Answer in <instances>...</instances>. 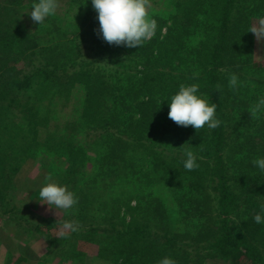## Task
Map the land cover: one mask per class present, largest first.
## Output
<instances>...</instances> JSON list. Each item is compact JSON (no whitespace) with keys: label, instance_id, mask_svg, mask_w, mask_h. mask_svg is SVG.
<instances>
[{"label":"trees","instance_id":"16d2710c","mask_svg":"<svg viewBox=\"0 0 264 264\" xmlns=\"http://www.w3.org/2000/svg\"><path fill=\"white\" fill-rule=\"evenodd\" d=\"M27 1L38 2L0 0V213L26 232L47 231L42 261L83 255L72 233L55 234L54 218L28 222L7 198L22 165L47 156L59 165L44 175L78 197L62 217L84 226L97 264H158L166 256L202 264L236 250L264 264V224L253 220L264 204V172L252 164L264 158V112L249 114L264 98V66L252 64L248 31L264 18V0H152L158 27L138 48L97 35L91 0H68L60 18L22 28ZM65 20L75 28L71 37ZM93 45L112 57L108 65L84 60L83 47ZM231 73L242 82L236 90ZM193 83L217 105L218 128L197 132L168 118L171 97ZM186 149L198 169L183 167Z\"/></svg>","mask_w":264,"mask_h":264},{"label":"clouds","instance_id":"9594fccd","mask_svg":"<svg viewBox=\"0 0 264 264\" xmlns=\"http://www.w3.org/2000/svg\"><path fill=\"white\" fill-rule=\"evenodd\" d=\"M91 3L100 25L97 35H102L103 40L109 45L138 48L155 36L158 24L155 19L150 18L151 0H91ZM58 7V0H38L28 14L33 23L41 25L49 16L55 14ZM248 31L254 34L257 41L264 40V18L259 19ZM101 64L108 63L105 61ZM228 86L233 90L242 86L235 73L229 74ZM199 89L200 85L195 83L187 86L181 84L168 103V118L178 126H192L197 132L204 127L216 129L222 123L216 117L217 105L198 95ZM216 91H222V87L217 85ZM261 112H264V98H260L252 105L249 114L251 117H257ZM184 156L186 159L183 160V167L187 171L199 168L193 151L186 149ZM252 164L264 172V158H255ZM45 180L48 182L39 190L38 200L42 201V204H47L49 209H60L65 212H70L76 207L78 197L73 191L67 186L58 185L51 175L46 176ZM253 220L256 224H264V204ZM79 230L78 221H62L59 237L67 238ZM158 264H177V261L166 256L159 260Z\"/></svg>","mask_w":264,"mask_h":264},{"label":"rangeland","instance_id":"374dc122","mask_svg":"<svg viewBox=\"0 0 264 264\" xmlns=\"http://www.w3.org/2000/svg\"><path fill=\"white\" fill-rule=\"evenodd\" d=\"M58 2L59 7L52 16L60 18V15L65 13V6L66 3L68 5V0H58ZM151 5L154 7L155 1L151 0ZM31 9L32 4L29 3V1L23 3L18 26L21 25L22 28L24 27L28 30L35 28V23H33L30 15L28 14ZM258 21L259 19L253 20L252 26L256 25ZM66 23L67 20H65L64 25ZM74 23L75 22L72 21L70 22V25H73ZM66 29V32H68L67 36L71 37L70 34H74V26L71 27L69 24H66ZM165 31L166 28L162 30V33H165ZM47 46L48 44L46 42L43 43V46L41 45V48ZM84 46L92 48V45H88L87 43L84 44ZM98 49V46H94L91 50L83 47L81 56H86V59H84L85 61L97 58L98 62L94 61V65L96 66L105 61L109 63L112 57L109 55H100V53L97 52ZM47 54L48 52L44 55L43 59L40 58L41 55L35 57L37 61L34 60V64L37 65L41 60H43L42 62L47 61ZM250 59L253 66H258L259 64L264 66V40L257 41L254 36L253 50L250 54ZM41 65H43V63ZM91 159L92 158H89L87 161V170L89 173H93L94 162L91 161ZM38 160H41V162L37 163L36 161V163L22 165L14 177L12 188L8 187L7 198L12 207L15 206L20 213L26 215L28 222H30L32 218L35 220H41V218H54L60 226V222L66 220L62 216L66 215L68 212L60 209H49L47 204H42V201L40 202L38 200L39 190L48 182L45 180V177L50 175H44V171L50 170L52 165H59V160H50L47 156H41ZM52 179L58 185L65 186L55 177H52ZM131 206H134V202H131ZM7 216L8 215L0 213V264H97L96 261H94L97 253V246H95L93 242L87 241L84 238L85 233L81 232V229L78 232L72 233L73 237L69 240L76 244L77 248L80 247L82 249L83 255L81 261L74 262L68 259L66 255H57L55 258L53 256L54 259H51V256H49L47 259L42 261V257L46 255L47 251L48 241L45 236L47 231H44L45 233L39 231H34V233L26 232L23 227L20 228V226L18 227L14 223L15 220H10ZM44 226L41 228L44 229ZM80 228H84V226H80ZM46 230H48V228H46ZM51 232L53 233L52 228ZM55 234L58 236L59 231ZM238 252L239 251L236 250L233 257L230 259L206 258L203 260L202 264H252V262L246 259L241 252Z\"/></svg>","mask_w":264,"mask_h":264}]
</instances>
